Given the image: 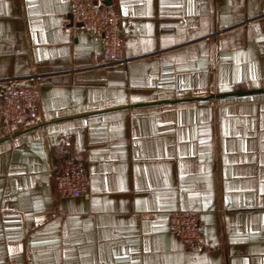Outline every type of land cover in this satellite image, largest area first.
Instances as JSON below:
<instances>
[{
    "label": "crops",
    "instance_id": "1",
    "mask_svg": "<svg viewBox=\"0 0 264 264\" xmlns=\"http://www.w3.org/2000/svg\"><path fill=\"white\" fill-rule=\"evenodd\" d=\"M103 1L126 63L103 64L71 0H0V82L40 92L13 132L0 99V264H264V91L210 98L264 89V0ZM67 157L89 197L57 194ZM185 209L193 245L170 230Z\"/></svg>",
    "mask_w": 264,
    "mask_h": 264
},
{
    "label": "built area",
    "instance_id": "2",
    "mask_svg": "<svg viewBox=\"0 0 264 264\" xmlns=\"http://www.w3.org/2000/svg\"><path fill=\"white\" fill-rule=\"evenodd\" d=\"M71 15L76 23L97 34L103 42V64L126 63V40L123 34L124 15L115 5L103 0H71ZM264 50V45L261 46ZM3 123L10 131L31 126L39 116V84H25L16 78L0 82ZM53 183L60 197L91 195V179L85 163L71 157L51 166ZM170 229L188 245L198 243L206 228L195 210H174Z\"/></svg>",
    "mask_w": 264,
    "mask_h": 264
},
{
    "label": "water",
    "instance_id": "3",
    "mask_svg": "<svg viewBox=\"0 0 264 264\" xmlns=\"http://www.w3.org/2000/svg\"><path fill=\"white\" fill-rule=\"evenodd\" d=\"M260 91H264V89L248 90V91H240V92H231V93H221V94H217V95H212V96H210V98H214V97L223 98V97H227V96L250 94V93H255V92H260ZM26 130H28V129H26Z\"/></svg>",
    "mask_w": 264,
    "mask_h": 264
},
{
    "label": "rangeland",
    "instance_id": "4",
    "mask_svg": "<svg viewBox=\"0 0 264 264\" xmlns=\"http://www.w3.org/2000/svg\"><path fill=\"white\" fill-rule=\"evenodd\" d=\"M126 51V50H125ZM126 53V52H125ZM171 230V229H170Z\"/></svg>",
    "mask_w": 264,
    "mask_h": 264
}]
</instances>
